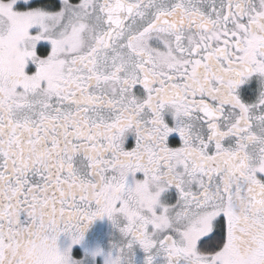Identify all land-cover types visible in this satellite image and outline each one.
Segmentation results:
<instances>
[{
    "label": "snow or ice",
    "instance_id": "6c2138e0",
    "mask_svg": "<svg viewBox=\"0 0 264 264\" xmlns=\"http://www.w3.org/2000/svg\"><path fill=\"white\" fill-rule=\"evenodd\" d=\"M104 216L105 264H264V0H0V264Z\"/></svg>",
    "mask_w": 264,
    "mask_h": 264
},
{
    "label": "flooded vegetation",
    "instance_id": "af4514ba",
    "mask_svg": "<svg viewBox=\"0 0 264 264\" xmlns=\"http://www.w3.org/2000/svg\"><path fill=\"white\" fill-rule=\"evenodd\" d=\"M44 47V45H42ZM253 85H255V79H253ZM255 97H253L254 99ZM173 139L178 140V137H173ZM134 141L129 138V144L131 145ZM139 177L140 174H137ZM21 219H24L22 214ZM122 234L119 229L109 220L107 216L97 217L93 220L87 229L85 230L83 238L77 242L73 243L71 237L67 233H60L57 239L58 247L63 251L69 245L71 256L76 260H82L83 264H93L92 257H95V264H103L101 254L107 251V248L112 246V243L117 245L122 242ZM146 253L137 244L133 246L131 254L132 264H136L140 258H142V263L145 264ZM141 256V257H140ZM139 257V258H138ZM154 264H163V258L157 257Z\"/></svg>",
    "mask_w": 264,
    "mask_h": 264
},
{
    "label": "rangeland",
    "instance_id": "374dc122",
    "mask_svg": "<svg viewBox=\"0 0 264 264\" xmlns=\"http://www.w3.org/2000/svg\"><path fill=\"white\" fill-rule=\"evenodd\" d=\"M35 1H38V0H33V2H35ZM60 1V4H61V0H59ZM58 10V9H57ZM43 45V44H42ZM46 45H44V47H45ZM43 48V47H42ZM113 245L112 246H110V247H108L107 248V251L104 253V254H101V256H103L102 257V263L103 264H105V261H106V257L108 256V254L111 252V254L114 256L115 254H116V252H117V248L115 247L117 244L116 243H112ZM141 257V256H140ZM139 258V257H138ZM132 260H134V259H132ZM131 260V261H132ZM139 261L138 262H136V264H144V263H142V258H140V259H138ZM84 264H88L87 263V261H86V263H84Z\"/></svg>",
    "mask_w": 264,
    "mask_h": 264
},
{
    "label": "trees",
    "instance_id": "16d2710c",
    "mask_svg": "<svg viewBox=\"0 0 264 264\" xmlns=\"http://www.w3.org/2000/svg\"><path fill=\"white\" fill-rule=\"evenodd\" d=\"M33 3L34 6L51 5L53 7V10H57L60 7L59 0H38Z\"/></svg>",
    "mask_w": 264,
    "mask_h": 264
},
{
    "label": "water",
    "instance_id": "95a60500",
    "mask_svg": "<svg viewBox=\"0 0 264 264\" xmlns=\"http://www.w3.org/2000/svg\"><path fill=\"white\" fill-rule=\"evenodd\" d=\"M179 264H186V261L183 258H181Z\"/></svg>",
    "mask_w": 264,
    "mask_h": 264
},
{
    "label": "clouds",
    "instance_id": "9594fccd",
    "mask_svg": "<svg viewBox=\"0 0 264 264\" xmlns=\"http://www.w3.org/2000/svg\"><path fill=\"white\" fill-rule=\"evenodd\" d=\"M92 260H93V264H95V257L94 256L92 257Z\"/></svg>",
    "mask_w": 264,
    "mask_h": 264
}]
</instances>
